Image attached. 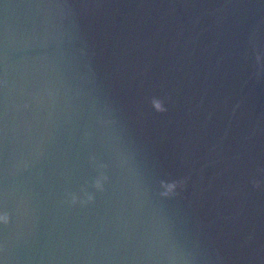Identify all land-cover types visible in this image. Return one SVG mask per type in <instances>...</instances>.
<instances>
[{
  "label": "water",
  "instance_id": "95a60500",
  "mask_svg": "<svg viewBox=\"0 0 264 264\" xmlns=\"http://www.w3.org/2000/svg\"><path fill=\"white\" fill-rule=\"evenodd\" d=\"M5 214L0 264H264V0H0Z\"/></svg>",
  "mask_w": 264,
  "mask_h": 264
},
{
  "label": "clouds",
  "instance_id": "9594fccd",
  "mask_svg": "<svg viewBox=\"0 0 264 264\" xmlns=\"http://www.w3.org/2000/svg\"><path fill=\"white\" fill-rule=\"evenodd\" d=\"M150 103L152 104L153 108L155 111L157 112H164L166 111L164 105H163V101H161L160 99L158 98H152ZM102 179H106V177H101V178H98L94 181V187L98 190H102ZM252 184H253V187H260L261 186V182L258 181V180H253L252 181ZM175 185L174 184H169L167 185V188L169 190H171ZM166 194V193H165ZM86 195V199L85 200H82L81 203H86V202H90L93 198L91 195ZM71 202L72 203H76L77 202V198L75 195H71ZM8 215L5 214L3 216H0V222L4 223L5 225L8 223Z\"/></svg>",
  "mask_w": 264,
  "mask_h": 264
}]
</instances>
